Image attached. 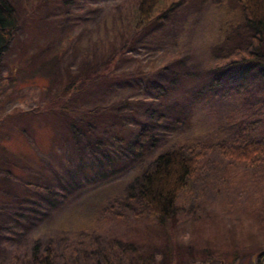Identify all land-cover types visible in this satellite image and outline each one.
I'll return each mask as SVG.
<instances>
[{
	"label": "rangeland",
	"instance_id": "obj_1",
	"mask_svg": "<svg viewBox=\"0 0 264 264\" xmlns=\"http://www.w3.org/2000/svg\"><path fill=\"white\" fill-rule=\"evenodd\" d=\"M15 1L19 27L0 63V264H31L34 249L38 257L50 250L52 264L103 256L115 264H253L264 251V153H251L250 163L228 151L264 140V83L242 52L236 1L163 0L155 14L177 5L142 35L128 26L132 0ZM132 36L122 49L117 37L126 44ZM115 41L120 47L96 71L133 86L127 95L152 100L155 114L88 91L87 119L101 134L53 142L46 110L59 90L46 89L29 65L60 48L76 73ZM140 123L152 141L137 151L130 141ZM174 148L196 164L175 214L160 218L137 201L136 184L158 152ZM45 185L63 192L52 206L36 193Z\"/></svg>",
	"mask_w": 264,
	"mask_h": 264
},
{
	"label": "trees",
	"instance_id": "obj_2",
	"mask_svg": "<svg viewBox=\"0 0 264 264\" xmlns=\"http://www.w3.org/2000/svg\"><path fill=\"white\" fill-rule=\"evenodd\" d=\"M132 1L134 3L129 8L128 14L131 18L128 26L133 28L134 35L145 34L151 27L159 22H163L169 11L177 5V2L173 1L166 8L161 9L160 12L155 14L163 0ZM235 1L241 14L238 24H243L247 33L246 47L248 50L247 52H242L250 60L251 68L256 71V77L264 83V0ZM18 27L19 20L16 1L0 0V63L3 55L14 41L15 32ZM116 36L118 35L116 34ZM131 39L132 42L124 44L117 37V41L122 46V49H129L132 46L135 38L132 36ZM117 41L114 42V51L106 43L105 47L107 49L102 51V54L98 51L96 52V56L88 58L84 62L86 64L82 65L84 68L76 73L72 72L69 68V63H64V60L69 59L67 57L70 56V53L60 48H56L50 56L44 53L39 57L40 60L37 63L29 65L34 68L32 70L33 76L36 75L37 78L45 80L46 89L50 91L53 83H55L59 90V93L55 94L54 100L51 104H48L46 110V114L53 119L51 123L49 122L54 133V136L51 138L53 142L55 141V136H57L58 141H60V138L65 142L66 138L64 137L68 135L70 140L75 142L79 139L84 140L86 135L96 138L101 134V132L95 131L94 122L87 119V109H85L82 98H87L85 93L88 91L94 90L101 93V97H113L122 103L127 102L137 109H142L143 116L147 115L149 119L155 114L154 109L151 108L152 100L145 98L133 99L131 98L132 95H127V92L131 91L133 86L123 84L116 86L114 83L118 78L113 77L112 71H96L98 59L116 52L117 48L120 47ZM29 61L31 62L33 59L29 58ZM165 68L163 67L162 71ZM246 72L247 69L239 71L238 74L241 77H245ZM153 83L157 91L161 93L168 88L167 83L158 80L153 81ZM99 102L103 107L109 106V101L99 100ZM91 112H95V110H89L88 114ZM162 120V114H156L155 122L159 123ZM134 133L135 138L130 141V144L137 151L141 150L146 144L144 142L152 141V132L143 123L138 125ZM243 140L246 141L232 146L228 154L254 163L256 160L250 154L260 155L261 152L264 153V140H256L254 138ZM98 143H100L98 139L94 141L96 146H99ZM86 145L89 146L88 143ZM195 164L196 158L186 155L181 148L158 152L153 157L152 163L139 174L138 183L136 184L137 201L142 205H146L153 214L160 218L172 217L177 210L176 199L186 187L188 179L192 176ZM77 186L78 184L67 186L64 183L63 189L67 191L74 190ZM37 191L36 193H39L41 198L51 206L54 204L55 193H63L59 189L58 191L56 189L54 191L53 186L47 185L38 188ZM50 254L49 250L45 256L38 257L37 250L34 249L31 252V264H52ZM98 261L96 264H115L109 257L104 256Z\"/></svg>",
	"mask_w": 264,
	"mask_h": 264
},
{
	"label": "flooded vegetation",
	"instance_id": "obj_3",
	"mask_svg": "<svg viewBox=\"0 0 264 264\" xmlns=\"http://www.w3.org/2000/svg\"><path fill=\"white\" fill-rule=\"evenodd\" d=\"M253 264H264V254L263 255L258 254L255 260H253Z\"/></svg>",
	"mask_w": 264,
	"mask_h": 264
}]
</instances>
